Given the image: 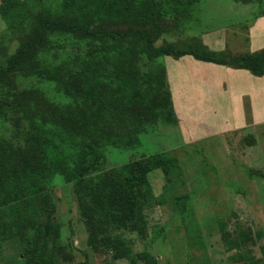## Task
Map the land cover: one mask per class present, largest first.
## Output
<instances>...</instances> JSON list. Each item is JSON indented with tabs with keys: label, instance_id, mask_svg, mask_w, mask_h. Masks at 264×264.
I'll return each mask as SVG.
<instances>
[{
	"label": "rangeland",
	"instance_id": "1",
	"mask_svg": "<svg viewBox=\"0 0 264 264\" xmlns=\"http://www.w3.org/2000/svg\"><path fill=\"white\" fill-rule=\"evenodd\" d=\"M162 1L166 6L156 18L119 28L155 27L156 47L173 45L229 59L233 47L246 49L248 22L264 15V0H173L171 7ZM178 6L186 9L184 15L174 12ZM9 22L0 12V67L31 32L30 21L18 29ZM107 43L110 74L103 72L104 91L93 94L96 101L73 102L63 83L75 81L68 71L56 69L62 59L86 54L87 44L75 35L60 37L41 70L28 61L14 73H0V152L8 170L10 157L18 159L23 149L38 158L36 139L46 126L139 138L129 147L113 142L104 147L87 180L67 181L61 174L44 180L31 195L34 207L25 200L19 210L2 206L0 264H264V125L256 126L249 99L245 122L232 124L225 116L232 109L205 105L215 94L192 89L201 65L190 66L185 56L194 55H157L145 41L128 36L109 37ZM103 100L111 107L108 113ZM95 123L98 127L89 128ZM155 154L170 157L167 171L154 167L148 185L138 188L141 208L134 219L111 216L100 224L96 217L86 218L80 199L87 181L113 180L127 188L123 167ZM91 226L97 242L121 238L128 254L116 258L105 249L94 251ZM27 245L39 250L31 261L23 255Z\"/></svg>",
	"mask_w": 264,
	"mask_h": 264
},
{
	"label": "trees",
	"instance_id": "2",
	"mask_svg": "<svg viewBox=\"0 0 264 264\" xmlns=\"http://www.w3.org/2000/svg\"><path fill=\"white\" fill-rule=\"evenodd\" d=\"M167 1L166 3L170 4L167 7H171L173 0ZM36 6H40L42 12L30 11ZM165 6L162 0H6L5 4L0 5L2 15L17 29L30 21L31 32L8 59L7 64L0 67V73H14L28 61L29 63L37 62L40 69L43 58L51 54L53 48L55 49L60 42V37L75 35L80 37L82 43L87 44L86 54L62 59L56 65V69L60 72L68 71L71 74L75 83L63 84L70 90L68 95L73 97V102L78 104L81 99L96 101L98 95L94 97L93 94L104 91L103 72L106 76L107 73L110 74V68L107 65L108 53L105 51L109 37L122 40L128 36L135 42L145 41L148 49L157 55L179 57L192 54L198 59L249 69L258 76L264 75V52L234 55L227 59L211 53L183 50L173 45L156 47L153 39L155 27L143 25L123 30L119 28V25L125 23L143 24L154 19L162 13ZM176 11H181L182 15L186 13V9L179 6L174 12ZM120 61L122 59L116 62L121 63ZM74 84H77L78 89L72 86ZM102 104V110L105 113L111 111L106 101L103 100ZM91 127L96 128L98 125L90 124L89 128ZM110 137L108 134L80 133L74 130L69 131L61 126L60 128L46 126L36 139L38 158L30 154L25 155L23 149L18 159L14 156L10 157L11 167L8 170L5 168L6 154L0 152V172L2 173L0 208L11 205L12 208L19 210L22 205L24 206L22 200H25L24 202L30 207H34L31 195L39 192L44 180L56 174L63 175L67 181L87 180L85 174L100 165L104 147L112 142L117 146L129 147L132 143L139 141L138 137L131 136L129 139H111ZM169 160L170 157L155 154L152 158L126 164L123 168L128 172L127 188L113 180H107L104 185L87 181L88 184L83 190L84 197L80 199L86 218L96 217L100 224L111 216L120 220L134 219L141 208L138 188L148 185V174L154 167H164L167 171L166 165ZM88 199H90V207L86 206ZM4 224L6 227L4 234L9 235V221H5ZM90 232V244L94 251L99 252L105 249L111 251L116 258L128 254L125 246L121 245V238L113 240L104 238L97 242L92 226ZM38 252V248L27 245L23 255L26 260L31 261L37 257ZM145 264H156V261Z\"/></svg>",
	"mask_w": 264,
	"mask_h": 264
},
{
	"label": "crops",
	"instance_id": "3",
	"mask_svg": "<svg viewBox=\"0 0 264 264\" xmlns=\"http://www.w3.org/2000/svg\"><path fill=\"white\" fill-rule=\"evenodd\" d=\"M244 36H246L245 40L247 42L241 44L246 49L241 52L233 47L231 50L235 52V55L264 52V15L259 16L255 21L248 22L246 35L244 33ZM185 58L191 59L190 66L194 64L201 65L196 70L197 82L192 85V89L198 87L204 93L215 94L213 101L204 100L205 105L214 102L218 106L221 105L223 109H232L230 112L232 116L230 114L228 116L227 113L225 115L226 118L229 117L227 120L232 124L242 125L245 122L247 97L250 102L251 116L255 121H259L256 126L264 125V75H254L249 69L245 68H236L214 62H200V60L190 55L185 56ZM225 111L228 112L229 110L226 109ZM229 121H226V123H229Z\"/></svg>",
	"mask_w": 264,
	"mask_h": 264
}]
</instances>
